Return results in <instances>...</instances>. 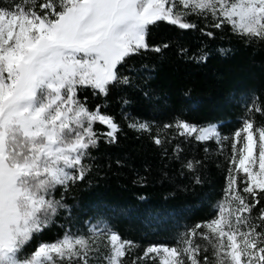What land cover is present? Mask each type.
I'll list each match as a JSON object with an SVG mask.
<instances>
[{"label":"snow or ice","instance_id":"obj_1","mask_svg":"<svg viewBox=\"0 0 264 264\" xmlns=\"http://www.w3.org/2000/svg\"><path fill=\"white\" fill-rule=\"evenodd\" d=\"M192 16L210 18L213 29L230 25L246 41L264 42V0H35L9 6L0 0V264H123L135 245L107 226H93L89 236L65 231L58 240L28 249L66 207L53 193L84 180L83 161L90 150L105 137L118 143L122 131L101 105L89 110L87 97L82 102L78 91L91 88L107 96L110 88L130 84L120 71L129 58L169 47L150 46V27L167 22L194 30ZM200 31L214 38L213 31ZM208 58L202 52L197 63ZM188 102L195 107L190 97ZM95 124L107 131H94ZM128 127L153 132L146 121L133 120ZM163 129L174 130L185 142L216 141L221 150L229 139L215 124L186 119ZM150 138L161 147L174 139ZM183 151L176 144L174 158ZM228 163L217 215L182 234L179 246H148L132 264H264V207L252 215L264 199V126L242 121L233 133ZM183 166L195 173L201 162L188 160ZM194 182L204 183L198 176ZM197 235L207 246L194 242Z\"/></svg>","mask_w":264,"mask_h":264},{"label":"trees","instance_id":"obj_2","mask_svg":"<svg viewBox=\"0 0 264 264\" xmlns=\"http://www.w3.org/2000/svg\"><path fill=\"white\" fill-rule=\"evenodd\" d=\"M189 19L197 25L196 29L183 30L167 22L150 27V46L167 43L169 47L160 53L148 50L129 58L120 71L129 77L130 84L110 88L107 96L91 88L78 91L82 102L87 97L88 108L101 105V111L115 117L122 131L116 144L102 138L83 161L84 180L68 189L58 188L57 196L73 191L82 203L93 195H100L111 204H133L137 211L177 207L195 225L210 220L209 202L226 183L232 136L240 117L264 118V42L241 39L230 25L213 29L210 18L192 16ZM201 28L213 31L214 38L204 35ZM181 48L187 51L182 53ZM221 50L229 51L222 55ZM202 52L209 53V58L206 63H197ZM252 94L257 96L261 112L253 107L248 109ZM188 97L195 102V107L190 106ZM178 119L195 124L219 122V131L229 139L223 142L221 150L216 141L185 142V138L175 136L174 130H162L163 125ZM133 120L150 122L153 132L140 133L129 128ZM152 135H168L174 139L161 147L152 143ZM176 144L184 150L180 159L174 158ZM188 160L201 162L195 173L183 166ZM197 176L203 184H195ZM67 199L71 210L76 208L73 198ZM66 213V207L58 209L55 223L28 250L33 251L39 242L60 237L65 231ZM110 221L123 240L134 243L127 260V264H132L133 258L143 255L152 231H146L139 217L124 212L114 211ZM195 243L207 246V241L199 235ZM210 253L211 249L210 260H214ZM138 264H157V261L139 260Z\"/></svg>","mask_w":264,"mask_h":264},{"label":"rangeland","instance_id":"obj_3","mask_svg":"<svg viewBox=\"0 0 264 264\" xmlns=\"http://www.w3.org/2000/svg\"><path fill=\"white\" fill-rule=\"evenodd\" d=\"M13 3H21L23 5L24 3H35V0H3V6H9ZM249 97L251 98V100L250 103L248 104V109L252 107L260 108L257 96H254L252 94ZM94 109L95 108L93 109L89 108V110H94ZM248 109L247 108L245 109L246 114L249 113ZM245 119H251V118L248 117L247 115H243L242 117H240L238 124L239 126L237 130L242 127V121H244ZM259 119L256 118L255 120L254 118L252 120L255 121V125L257 127L264 126V118H259ZM209 124H215L218 126L219 122H208L205 124H198V125L207 126ZM93 128L94 131L98 133H104L107 131V127H96L94 125ZM218 130H219V126H218ZM221 136H223L222 133ZM242 175L243 174H241V178ZM225 185L223 186L220 193L209 202L210 204L209 211L211 212L210 219L214 218L217 215L216 206L224 194ZM243 186H244L243 184L240 185L241 188ZM53 196L56 200L61 201V203L66 206L67 217L65 222V231H70L75 234H82L85 236H89L91 235L90 230L92 229L93 226H99L101 228L107 226L108 228L115 230L117 232L116 228L113 226V224L110 221V216L114 213V211L124 212L127 215L132 214L139 217L146 225L147 227L146 231L147 230L152 231V234L149 239V243L146 245V248L151 245H167L169 247L179 246L177 244L178 238L182 234L187 232L189 229L195 226L194 223L189 222L188 220L185 219V217L182 214H180V209L177 207H163L160 210L146 208L137 211V209L133 204H128L127 206H124L123 204L122 205L111 204L106 200L102 199L100 195H93L87 198L82 203L79 202L78 195H76V193H74L73 191L70 193H65L64 191V194H61V196H57L54 192ZM67 197L73 198V201H75L77 204L76 208H74L73 210H71L72 207L70 206L71 202H69ZM260 207H264V203L258 205L257 208L253 210L252 213L253 217H256L258 215V209ZM257 230L259 231V229ZM63 234L60 237H58L56 240L60 239L63 236ZM42 242H53V241H42ZM132 249L129 255L124 258L123 264H127V260L131 256ZM157 264H159L158 260H157Z\"/></svg>","mask_w":264,"mask_h":264}]
</instances>
